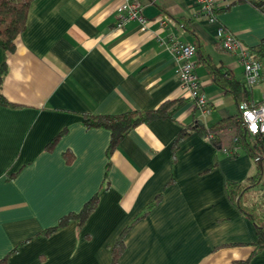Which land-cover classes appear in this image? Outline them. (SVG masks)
I'll list each match as a JSON object with an SVG mask.
<instances>
[{
  "label": "crops",
  "instance_id": "1",
  "mask_svg": "<svg viewBox=\"0 0 264 264\" xmlns=\"http://www.w3.org/2000/svg\"><path fill=\"white\" fill-rule=\"evenodd\" d=\"M140 1L146 28L137 19L117 28L125 0H33L15 51L0 48V65L8 64L3 93L13 104H0V264H112L123 229L159 195L126 234L118 264H232L254 250L256 226L228 186L261 171L264 198L262 157L243 149L230 156L194 131L174 163L172 145L185 127H212L239 113L205 59L229 71L227 78L245 80L243 63L217 32L225 27L251 49L264 38V6L216 0L217 21L210 22L195 0ZM171 35L198 49L210 114L202 115L182 86L165 47ZM252 91L253 101L263 100L264 79ZM172 100L173 117L132 129L110 159V130L83 122L85 114L149 110ZM97 192L82 227L73 220L43 234ZM251 264H264V251Z\"/></svg>",
  "mask_w": 264,
  "mask_h": 264
},
{
  "label": "trees",
  "instance_id": "2",
  "mask_svg": "<svg viewBox=\"0 0 264 264\" xmlns=\"http://www.w3.org/2000/svg\"><path fill=\"white\" fill-rule=\"evenodd\" d=\"M33 0H0V48L7 52H14L16 49V39L25 30L27 25L28 13ZM256 7H263L264 0H254L251 2ZM229 7V6H228ZM227 7V8H228ZM197 48V47H196ZM252 52L264 63V38L251 48ZM198 52V49H197ZM196 52V53H197ZM207 68L209 69L214 81L226 91L232 93L238 102V107L241 102H253V87L249 86L246 80L229 79L227 75L229 71H225L222 66H217L205 59ZM8 73V64L3 62L0 65V104L13 105L3 93L4 79ZM176 101H166L158 108L149 110H135L122 114L115 115H84V125L88 128H106L111 132V140L107 149V155L110 159L114 154L120 143L126 135L134 128L141 124H148L157 119H166L173 117L176 110L174 107ZM264 102V99L257 101V104ZM66 130L60 132L54 137L47 148H51L59 140ZM197 131L205 136L208 131H214L216 137L211 142L219 149L224 147L235 150L234 157L239 155L241 149L247 151L254 157H262L264 169V137L252 135L243 125L241 120V113L232 116L220 123L207 127L204 124L199 125L198 122L185 127L181 130L172 145L173 162H176V152L180 142L187 137L190 133ZM68 162H72L74 154L71 151L65 153ZM110 162L108 163L109 166ZM263 171V170H262ZM12 174L10 177H13ZM262 172L250 178L249 182L245 185L231 183L228 186V195L241 209V211L249 217L256 226V243L255 248L246 259L233 261L232 264H251L252 259L260 252L264 251V198L258 187L261 185ZM107 182V175L105 181ZM253 193L250 197L246 198V203L243 199ZM162 199L159 195L152 201L141 213H139L121 232L113 249H112V264H118L121 255L125 250V236L133 225L140 219L146 217L150 210L157 205ZM99 202V192L90 198L79 212H72L63 216L57 225L46 229L43 234L51 235L57 230L67 226L71 221L76 220L78 225L82 227L90 215L94 212Z\"/></svg>",
  "mask_w": 264,
  "mask_h": 264
},
{
  "label": "built area",
  "instance_id": "3",
  "mask_svg": "<svg viewBox=\"0 0 264 264\" xmlns=\"http://www.w3.org/2000/svg\"><path fill=\"white\" fill-rule=\"evenodd\" d=\"M200 7L201 14L210 22L217 21L219 7L216 0H195ZM143 4L140 0H125V4L120 9L117 28H122L128 21L139 20L146 28L147 22L142 14ZM162 26H166L165 21H161ZM217 40L222 47L237 55L244 65L245 80L251 87L258 85L264 79V63L256 58L252 50L243 45L238 37L226 29L220 27L217 32ZM166 49L174 56L179 64V77L182 86L188 91L189 97L193 101L202 115L211 113L209 100L203 91L202 82L196 72V45L187 43L175 35H171L165 41ZM241 120L247 131L252 135L264 137V102L257 104V101H243L239 105ZM216 133L208 131L205 138L214 140ZM221 151L230 156H234L235 150L224 147Z\"/></svg>",
  "mask_w": 264,
  "mask_h": 264
},
{
  "label": "water",
  "instance_id": "4",
  "mask_svg": "<svg viewBox=\"0 0 264 264\" xmlns=\"http://www.w3.org/2000/svg\"><path fill=\"white\" fill-rule=\"evenodd\" d=\"M200 124L202 125L203 122L200 121ZM257 161H258V163H259V166L263 169V160H262L261 158H258Z\"/></svg>",
  "mask_w": 264,
  "mask_h": 264
},
{
  "label": "rangeland",
  "instance_id": "5",
  "mask_svg": "<svg viewBox=\"0 0 264 264\" xmlns=\"http://www.w3.org/2000/svg\"><path fill=\"white\" fill-rule=\"evenodd\" d=\"M249 195H247L244 199H243V203H246V198L250 197L251 195H253V193L250 194V191L248 192Z\"/></svg>",
  "mask_w": 264,
  "mask_h": 264
}]
</instances>
